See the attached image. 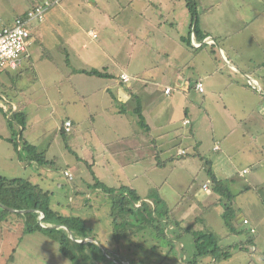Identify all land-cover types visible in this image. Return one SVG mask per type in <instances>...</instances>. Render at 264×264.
Here are the masks:
<instances>
[{
    "label": "rangeland",
    "instance_id": "1",
    "mask_svg": "<svg viewBox=\"0 0 264 264\" xmlns=\"http://www.w3.org/2000/svg\"><path fill=\"white\" fill-rule=\"evenodd\" d=\"M147 1L134 0L132 6L129 2L125 4L126 11L122 13L125 24L130 10L142 11ZM217 1L222 7L228 4L226 0ZM248 1L239 8L241 1L236 0L239 14L245 20L250 18L249 9H252ZM31 2L0 0V22L13 21L30 8ZM117 12V0H61L45 13L41 23L30 26L32 37L36 38L28 48L30 62L19 71H0V175L30 180L48 191L54 211L82 218L99 244L124 263L135 259L138 264H189L195 255L192 233L209 230L218 246L228 250L231 256L227 260L205 256L196 264H264V96L258 93L262 104L257 112L250 114L251 117L246 112L234 113L236 120L217 107L199 106L200 97L195 96V102L187 107L195 116L192 126L183 124L185 115L179 108L172 111L165 124L168 99L161 96L162 104L151 110V119L148 115L150 133L142 131L136 123L132 113L135 102L131 97L125 102L124 114L109 107L111 100L101 95L96 98L102 103V110L92 108L90 101L72 92V84L81 88V82L88 81L85 76L76 78V68L88 71L100 66V72L113 76L123 73L135 78L152 61L143 44L135 47L132 42L121 41L126 32L120 26L115 31V24L121 25L116 23L120 22L115 17ZM202 12V6L198 5L197 14ZM106 16L111 18L109 22ZM73 19L83 29L77 38L76 54L84 57L100 53L98 65L87 59L76 60L69 49L65 34L74 25ZM90 31L97 34L96 40L88 36ZM134 83L131 81L121 88L125 90ZM204 86L207 88L206 82ZM1 96L11 101L12 106ZM11 107L25 114L23 131L10 118ZM154 112L157 116L153 117ZM107 113L112 121L102 127L104 122L99 124L100 120ZM67 119L73 125L71 132L63 136L59 130ZM109 127L118 129L110 134L106 129ZM20 135L45 160L42 167L30 162L19 148L15 150L9 139L19 143ZM123 135L128 136L124 141L127 144L121 140ZM146 135L162 143L155 146L154 155L146 144L139 146V151L128 146L129 141H139L138 137L143 140ZM177 150L186 154L177 156ZM209 168L232 192V210L237 217L249 220V226L238 225L236 218L232 222L235 232L225 227L221 217L224 201L212 190ZM245 169L248 173L241 175ZM64 172L70 173L72 179L66 181ZM95 182L112 188L113 194L121 187H128L141 201L159 197L179 225L172 230L161 227L160 233L144 230L131 240L116 244L109 216L112 198L95 189ZM256 210L263 218L261 223L256 219ZM18 223L23 224L12 216L0 222V264H4L7 255L6 239L16 240L22 235L21 227L15 226ZM248 238L256 240V253L251 248L239 250V242ZM29 253L33 255L28 256ZM13 256L12 264H70L59 252L57 243L41 233L23 235Z\"/></svg>",
    "mask_w": 264,
    "mask_h": 264
},
{
    "label": "crops",
    "instance_id": "2",
    "mask_svg": "<svg viewBox=\"0 0 264 264\" xmlns=\"http://www.w3.org/2000/svg\"><path fill=\"white\" fill-rule=\"evenodd\" d=\"M28 1H32L30 8H26L17 17H22L27 11L45 0ZM240 1L239 8L247 0ZM127 2H129L130 6L134 4V0H127ZM127 2L120 3L117 0L118 14L115 17L118 16L117 19L120 22L116 21V23L121 25H113L115 31L119 29L117 26H120V30L126 32L125 36H121L123 43L132 42L135 47L143 44L147 48V56L151 57L152 61H149L146 67L143 68L144 70L142 71L145 72L136 74L135 78H128L127 82H123L120 79L121 75H125L123 73L115 76L111 74L113 78H96L86 74H79L78 71H81V69L76 68L75 72L77 71L76 73L78 74L76 78L85 76L88 81L81 82L83 84L81 88L72 84L73 94L81 96L84 101H90L91 107L97 110H102V103L97 100L96 96H105L111 100L109 107L116 112L120 110L118 112L120 114H124L125 102H128L130 97L133 98L132 95L135 94L141 102L142 114L148 127L151 123L148 115L151 119V110L162 104L160 102L161 96L168 99L165 106V124H167L172 111L179 108L184 111L185 115L182 121L186 119L189 121L188 125L192 126L195 116L191 113L190 108L187 107L195 102V96L200 97V102L197 103L199 106L202 105L205 108L208 106L211 109L212 107H217L221 110V113L229 114L234 120L237 119L234 113L246 112L249 117L250 114L257 112L258 107L262 104L261 96H264V22L263 24L261 23L262 18H264V0H258L257 3H254L255 0L247 2L249 7H252L251 10L249 9L250 18L248 20L243 19L239 14L236 0H226L228 4H225L224 7L217 0H195V18L199 34L198 36L194 35L193 39L189 40V46L183 42L191 32V18L186 8L185 0H149L142 6V11L130 10L131 14L128 24H125L122 13L126 11L125 4ZM258 3L260 6L257 5ZM93 5L96 4L94 3ZM198 5L202 6L203 11L199 15L197 14ZM50 9L45 13L49 12ZM220 9L225 10L220 12ZM104 18H106L107 22L111 20L109 16ZM14 20L11 22L1 21L0 28L12 25ZM72 21L74 25L70 28L69 34H65L66 42L70 44L68 45L69 49L73 52L76 60L78 58L81 62L87 59L98 65L100 53L83 55L85 58L76 54L77 38L83 29L74 19ZM89 33L88 36L91 38ZM33 37L31 33L30 45L36 39ZM200 37L202 40H199ZM191 41L197 46L193 47ZM28 62H30V56ZM98 67L100 66H95L91 70L101 71ZM131 81L136 83L131 85V87L127 86L125 90L121 88V86L129 84ZM205 82L207 88L204 86ZM197 83L202 84L203 92L196 90L195 85ZM166 88L170 89L168 94L164 92ZM1 97L7 100L4 96ZM144 98H146V101ZM8 103L12 106L11 101H8ZM109 107H105L106 110ZM118 107L119 109H117ZM155 114L156 112L153 113V117ZM108 116L100 120L99 124L104 122L102 127L105 123L112 121L111 115L108 114ZM238 119L243 121L245 118ZM67 120L70 121L69 119ZM93 121L95 120L92 119ZM106 129L111 134L115 133L118 128L109 127ZM150 132H152V129L149 127L148 133ZM146 136L143 140L138 137L139 141H129V148L137 149L142 144H146L151 155H154L153 144L155 143V146H158L162 143L160 139L157 141L160 143L158 144L156 141L149 139L148 135ZM127 139L128 136L126 135L121 137L122 142L125 144L127 143L124 141H127ZM215 150L216 152L219 151L217 147ZM178 151L180 150H177V156H179ZM139 157L142 158V155ZM247 173L248 170L245 169L241 175ZM142 200L145 201V199ZM234 214V219L237 218L238 225H244V220L248 222L247 226L250 225L249 220L237 217L235 212ZM256 219L259 222L263 219L257 210ZM3 221L1 220L0 222ZM15 226L21 227L22 235L16 240L6 239L7 255L8 253L11 254L8 257L6 255L4 264H12L14 262L13 255H15L17 248L23 241V235H25L23 233V224L18 223ZM247 241H250V245L246 244ZM249 246L251 252L256 253L257 244L254 238L239 242V250H247ZM31 255L33 254H28V256Z\"/></svg>",
    "mask_w": 264,
    "mask_h": 264
},
{
    "label": "trees",
    "instance_id": "3",
    "mask_svg": "<svg viewBox=\"0 0 264 264\" xmlns=\"http://www.w3.org/2000/svg\"><path fill=\"white\" fill-rule=\"evenodd\" d=\"M185 5L191 17V32L188 38L185 41L183 40V42L189 46L190 34L192 33L193 36H198L199 34L195 18L196 2L195 0H185ZM25 14L23 16H25ZM199 40H202V38L200 37ZM78 73L96 78H113L111 74L96 70H81L78 71ZM132 97L135 102V107L132 112L136 118V123L142 131L148 133L149 127L142 114L141 102L135 94H133ZM0 111L2 110L0 109ZM11 112L10 118L20 126L23 131L26 125L25 114L21 111H16V109L12 107ZM59 132L64 136L71 131L65 132L62 127ZM9 141L13 144L15 150L19 148L21 151L25 152L29 161L41 167L46 163L45 160L36 153L34 147L26 142V140L22 141L21 135L19 136V143H15L13 139H9ZM155 149L154 145V150ZM160 164L161 163L158 161L157 165ZM207 173L213 192L218 194L224 201L221 215L223 223L225 227L233 233L234 227L232 222L235 214L232 210V204L234 195L215 177L210 168L207 170ZM93 187L99 189L104 194L110 195L112 198L109 216L112 223V239L116 244L121 240H131L144 230L160 233L161 227L163 229L169 228V230H172L179 225L178 221L171 217V213L166 208L162 199L157 196L147 198L148 200L146 201H141V198L135 191L128 187H121L117 194H113L114 191L112 188H108L99 182H95ZM50 195L48 191L42 190L37 184L30 182V180L21 178L8 179L0 175V206L18 211H29L24 214H19L9 212L0 207V220H4V218L8 216L15 217L23 223L24 234L41 233L53 240L57 243L59 252L68 259L70 264H116L109 261L103 254L101 248L95 243L79 245L83 243L78 242L79 244H76L69 238L68 233L64 229L41 228L39 226V212H43L45 215L44 225L46 227L62 225L69 227L76 238L95 237L93 232L85 226L84 221L80 217L63 216L54 211L50 206ZM198 220L200 219H197V221ZM192 237L194 239L195 255L192 262H189V264H196L198 259L210 255L221 260H227L231 256L228 250L221 249L218 246L216 238L209 230L197 233L194 232L192 233ZM246 244L250 245V241H247ZM113 259L118 262H123V259ZM128 263L138 264L135 259L129 260Z\"/></svg>",
    "mask_w": 264,
    "mask_h": 264
},
{
    "label": "built area",
    "instance_id": "4",
    "mask_svg": "<svg viewBox=\"0 0 264 264\" xmlns=\"http://www.w3.org/2000/svg\"><path fill=\"white\" fill-rule=\"evenodd\" d=\"M60 0H45L41 4L34 6L32 9L26 12L25 16L18 17L14 20L13 24L10 26H3L0 28V71H18L23 65L29 60L28 46L31 41L30 25L32 23H39L42 21L45 12L52 6L59 4ZM92 39L97 38L95 32L89 33ZM193 39V34L190 35V40ZM191 45L196 47L197 45ZM121 81L127 82L128 77L126 75H121ZM195 88L198 92H203V87L201 83H197ZM165 94L170 92L169 88L164 90ZM184 125H188L189 121L184 120ZM63 130L65 132H70L72 123L70 121H65L63 123ZM186 153L183 150L178 151L179 156H184ZM64 177L66 181L71 180L72 176L68 172H64ZM248 225L247 221L243 222ZM251 233L253 230L251 229ZM264 261V254L262 256Z\"/></svg>",
    "mask_w": 264,
    "mask_h": 264
},
{
    "label": "water",
    "instance_id": "5",
    "mask_svg": "<svg viewBox=\"0 0 264 264\" xmlns=\"http://www.w3.org/2000/svg\"><path fill=\"white\" fill-rule=\"evenodd\" d=\"M145 201H146V200H145ZM0 207H1L2 209H5V210H7V211H9V212H12V213L24 214V213H26V212H29V211H18V210L10 209V208L3 207V206H0ZM39 213H40V217H39V222H38V224H39V226H40L41 228L64 229V230L68 233L69 238H70L72 241H74L76 244H79V243L77 242V240H81V241L83 242V244H79V245H86V244H88V243H95V244H97V245L101 248L103 254L106 256V258H107L109 261H111V262H113V263H116V264H129L128 262L124 263V262H118V261H115V260L113 259V257H112V254L109 252V250H108L106 247H104L103 245L99 244V240H98L96 237L76 238L75 235H74V233H73V231H72L69 227L62 226V225H60V226H50V227H46V226L44 225L45 215H44L43 212H39Z\"/></svg>",
    "mask_w": 264,
    "mask_h": 264
},
{
    "label": "bare ground",
    "instance_id": "6",
    "mask_svg": "<svg viewBox=\"0 0 264 264\" xmlns=\"http://www.w3.org/2000/svg\"><path fill=\"white\" fill-rule=\"evenodd\" d=\"M77 242H81V243H83L81 240H77Z\"/></svg>",
    "mask_w": 264,
    "mask_h": 264
},
{
    "label": "clouds",
    "instance_id": "7",
    "mask_svg": "<svg viewBox=\"0 0 264 264\" xmlns=\"http://www.w3.org/2000/svg\"><path fill=\"white\" fill-rule=\"evenodd\" d=\"M191 35V34H190Z\"/></svg>",
    "mask_w": 264,
    "mask_h": 264
}]
</instances>
